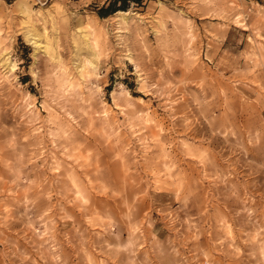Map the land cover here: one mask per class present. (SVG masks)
<instances>
[{"label": "rangeland", "instance_id": "rangeland-1", "mask_svg": "<svg viewBox=\"0 0 264 264\" xmlns=\"http://www.w3.org/2000/svg\"><path fill=\"white\" fill-rule=\"evenodd\" d=\"M0 264H264V0H0Z\"/></svg>", "mask_w": 264, "mask_h": 264}, {"label": "bare ground", "instance_id": "bare-ground-1", "mask_svg": "<svg viewBox=\"0 0 264 264\" xmlns=\"http://www.w3.org/2000/svg\"><path fill=\"white\" fill-rule=\"evenodd\" d=\"M19 7L24 10V11H28L30 10L29 5H25L22 2L19 1ZM129 16V13H125V12H117L115 15L116 21H121L123 23V21L127 20ZM125 23V22H124Z\"/></svg>", "mask_w": 264, "mask_h": 264}, {"label": "trees", "instance_id": "trees-1", "mask_svg": "<svg viewBox=\"0 0 264 264\" xmlns=\"http://www.w3.org/2000/svg\"><path fill=\"white\" fill-rule=\"evenodd\" d=\"M126 7H127L126 3L123 2V4H122L119 8L116 9V8L112 5L110 8H108V9H106V10H103L102 13L106 14L108 11H111V12L113 13V12H116V11H118V10H124V8H126ZM119 12H121V11H119Z\"/></svg>", "mask_w": 264, "mask_h": 264}]
</instances>
